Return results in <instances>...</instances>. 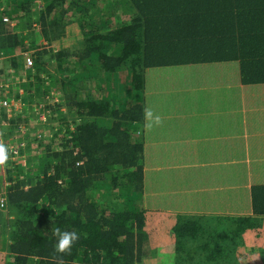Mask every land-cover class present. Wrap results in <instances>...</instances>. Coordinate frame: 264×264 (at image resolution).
<instances>
[{
	"label": "trees",
	"instance_id": "16d2710c",
	"mask_svg": "<svg viewBox=\"0 0 264 264\" xmlns=\"http://www.w3.org/2000/svg\"><path fill=\"white\" fill-rule=\"evenodd\" d=\"M1 3L2 127L26 125L36 96L56 119L5 168L6 264H140L151 212H171L169 264H249L244 236L264 218V0ZM56 228L78 233L69 251Z\"/></svg>",
	"mask_w": 264,
	"mask_h": 264
},
{
	"label": "rangeland",
	"instance_id": "374dc122",
	"mask_svg": "<svg viewBox=\"0 0 264 264\" xmlns=\"http://www.w3.org/2000/svg\"><path fill=\"white\" fill-rule=\"evenodd\" d=\"M3 1L4 0H0V4H2L1 2H3ZM25 43H27V42L25 41ZM21 56L22 55H20L18 57L21 58ZM91 74H93V71ZM4 93L5 92H2V91L0 92V98L4 96ZM19 94H21V92ZM18 96L19 95L16 92L12 93V97L16 100V101L14 100L16 103L19 102L17 99ZM34 98H35V100L31 104H28V102L26 100H23L24 102L26 101L27 106H23V108L22 107H20V108L23 111V115L25 117L27 124L26 125H25V123L18 124V127L20 128L19 131L15 130L13 128L14 130H12V132H9L8 129L3 128L2 127L3 124L0 123V145L4 146L5 150L12 148V146H11L12 142H9L10 140L14 141L13 143H15V142H16V144L22 143L23 146H25L27 139L25 137H22L23 135L24 136L27 135L28 140H30L32 142L30 145L29 154L25 153V155H23V156L21 155L19 158H15L13 155H11L10 158L7 156V159L3 163H0V195H2V193L5 195V191H6V189H5L6 188L5 168L6 167L11 168V166H13V165L14 166L15 165H22L23 166L27 156H33L36 153H38L37 152L38 148H37L33 138H35V137L39 138L41 136L45 137L46 133L51 131L50 127L56 126V123H55L56 119H54L52 116L53 112L50 109H45V107H44L45 104H43V107L40 106L43 103V100L40 99V97L36 96ZM56 100H57V98L55 97V100H52V101L55 102ZM0 105L2 106L3 104L0 103ZM1 106H0V111H1V109H4V112L8 113V111L11 110L10 107H12L13 104L11 102H10V105H9V103H7L6 106H3L5 108H3ZM40 111L44 112L43 114L46 113L48 119L45 118L43 121L41 120L40 122L38 119L35 120L34 118L36 117V115L34 116V114L35 113L38 114ZM62 113H64V112L62 111ZM10 114L11 113L9 111V114H6V115L9 116ZM19 116L21 117V115H19ZM18 118L19 117H17L16 119H18ZM31 120L33 121V123ZM41 124H44V125L41 127ZM15 126H17V125H15ZM20 126H25V128H22ZM31 127H34V128L32 129V132L29 134L28 129H30ZM38 133H40L42 135L40 136ZM6 145H7V148H6ZM16 146H18V145H16ZM9 164H10V166H9ZM5 198H6V196H5ZM12 216H13V214H11L8 209L5 208L4 210H0V264H6L7 263L6 255L1 250V246H2V242H4L3 238L6 236V234H5L6 225L10 221ZM146 216H147L146 217L147 218L146 224H145V233L147 236L146 244H147V247H149L150 251L151 252L154 251V252L148 254L140 264H154L156 261V258L154 257L155 247L157 246V243H156L157 240L155 241L154 239L159 235L158 232L160 229L162 230V227H165L162 231L163 232L166 231V229L168 227L167 225L165 226V224L167 223V220L170 221L173 219L170 217V215H167L166 213L151 212V213H147ZM244 237H245V246H244L245 248H244V250H246V249L248 250L247 259L249 261V264H259L258 255H256L255 253L253 254L251 249H253L255 247L256 249L260 250V253H262L264 251V218L260 220V225L257 228L247 229L246 235ZM163 245H165V244H163ZM159 251L163 253V252H166L167 249L161 250L159 248ZM260 255H262V254H259V256ZM163 259H164L163 264H169V257H166Z\"/></svg>",
	"mask_w": 264,
	"mask_h": 264
},
{
	"label": "clouds",
	"instance_id": "9594fccd",
	"mask_svg": "<svg viewBox=\"0 0 264 264\" xmlns=\"http://www.w3.org/2000/svg\"><path fill=\"white\" fill-rule=\"evenodd\" d=\"M146 118H149L152 122L159 124V115L153 116L150 110L145 112ZM151 126V124L149 125ZM7 159V153L4 146L0 145V163H3ZM53 235L56 237L55 250L57 252H67L71 246L77 241L78 233L76 231H66L56 228L53 230Z\"/></svg>",
	"mask_w": 264,
	"mask_h": 264
},
{
	"label": "crops",
	"instance_id": "0c3cea01",
	"mask_svg": "<svg viewBox=\"0 0 264 264\" xmlns=\"http://www.w3.org/2000/svg\"><path fill=\"white\" fill-rule=\"evenodd\" d=\"M28 52V51H27ZM26 52V53H27ZM23 54L24 53H19V56L20 55H22L21 56V62H22V57H23ZM27 54H30V52L29 53H27ZM3 55H6V53H4ZM3 55H2V52H0V60L2 59V57H3ZM1 123V122H0ZM6 208V207H5ZM167 215H170V217H171V212H169V213H167ZM186 215L188 216V217H197V216H200V214L199 213H194V212H192V213H190V212H188V213H186ZM172 218V217H171ZM173 219V218H172ZM198 221V220H197ZM174 224V221L173 220H167V223L165 224V226L167 225L168 227H167V229H166V231L165 232H163L162 230L165 228V227H162V230L160 231L159 230V235L154 239L155 241H156V243H157V246L155 247V252L158 254V256H160L162 259L163 258H166V257H169V256H171V254H172V245H171V243L173 242V238L170 236V232H169V227L170 226H172ZM161 245H160V244ZM163 244H165V245H163ZM159 248L161 249V250H163V249H167V251L166 252H160L159 251ZM4 252V251H3ZM4 254H5V252H4ZM6 255V254H5ZM154 264H158L157 263V261H155V263Z\"/></svg>",
	"mask_w": 264,
	"mask_h": 264
},
{
	"label": "built area",
	"instance_id": "2783aa9c",
	"mask_svg": "<svg viewBox=\"0 0 264 264\" xmlns=\"http://www.w3.org/2000/svg\"><path fill=\"white\" fill-rule=\"evenodd\" d=\"M3 21H7V19L4 18ZM22 64L25 67V69H30L32 67V65H33V58L31 57V55H29L27 53L23 54ZM0 103L3 104L2 106H6L7 103H9V101L3 100ZM20 147H23L22 143H20L18 146H15V148H12L13 149L12 150V155L15 158H19L21 156L20 152H19V148ZM5 207H6V198H5V195L2 193V195H0V210H4Z\"/></svg>",
	"mask_w": 264,
	"mask_h": 264
}]
</instances>
